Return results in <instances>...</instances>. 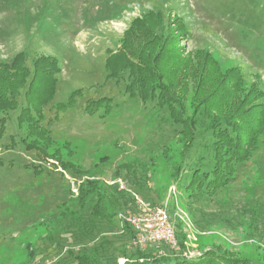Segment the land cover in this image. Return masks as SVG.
<instances>
[{
  "label": "rangeland",
  "instance_id": "374dc122",
  "mask_svg": "<svg viewBox=\"0 0 264 264\" xmlns=\"http://www.w3.org/2000/svg\"><path fill=\"white\" fill-rule=\"evenodd\" d=\"M156 7L187 25L185 37L176 35L181 53L206 50L222 68L238 67L247 87L258 84L264 91V0H0V61L23 50L57 60L55 93L37 115L38 125L55 144L70 145L72 162L85 175L39 163L17 142L16 118L26 107L22 91L0 141V264H77V257L92 250L96 264H125L139 248L135 236L122 231L123 222L128 225L125 218L139 213L141 203L166 208L176 233L185 237L181 251L170 249L179 256L201 255L210 246L256 259L264 252V137L237 166L233 181L212 195L189 196L172 177L183 143L168 112L130 98L106 79L107 51L120 48L132 21ZM76 90L81 95L68 105ZM100 99L105 105L88 108ZM37 107L33 100L30 108ZM10 136L17 144L5 150ZM210 141L198 128L180 163L183 173L190 160L194 166L198 155L207 154L201 145ZM31 165L43 173L25 168ZM86 178L115 195L111 225L90 219L88 210L71 202V185ZM179 216L188 223L184 233Z\"/></svg>",
  "mask_w": 264,
  "mask_h": 264
},
{
  "label": "trees",
  "instance_id": "16d2710c",
  "mask_svg": "<svg viewBox=\"0 0 264 264\" xmlns=\"http://www.w3.org/2000/svg\"><path fill=\"white\" fill-rule=\"evenodd\" d=\"M172 13L164 14L156 7L133 20L123 35L120 48L107 51L106 79L119 84L130 98L168 112L169 120L176 127V136L179 135L183 143L180 162L172 174L174 181L189 192V196L212 195L235 179L237 166L250 158L264 137V91L258 84L247 87L238 67L222 68L206 50L193 55L181 53L176 35L185 37L188 28L181 17ZM141 33L146 34V40H140ZM59 73L58 62L50 55L33 58L23 50L8 61H0V141L6 131V115L16 109L23 91L26 107L16 118V128L21 132L17 142L25 151L33 153L39 163L50 161L54 167L58 165L63 171L85 177L72 162L74 153L70 145L55 144L50 132L38 125L41 115H37L54 96ZM80 95V90L73 91L68 105ZM33 100L38 107L31 109ZM104 100L90 101L88 108L105 105ZM201 127L211 139L201 145L207 154L198 155L194 166L190 160L185 174L180 163L185 164ZM17 142L10 136L9 144L3 148L13 149ZM25 168L35 175L43 173L40 165ZM71 202L81 210H88L90 219L108 225L113 223L116 197L107 194L95 180H80L77 195ZM123 223L122 231L134 238L135 231ZM176 237L177 248L181 251L185 237L181 231ZM148 247L136 250L133 259L125 258V264H264V252L258 250L256 259L210 246L200 256L186 259L165 244ZM161 252L174 255H159ZM94 257H97L96 250L82 254L76 261L77 264H96Z\"/></svg>",
  "mask_w": 264,
  "mask_h": 264
},
{
  "label": "built area",
  "instance_id": "2783aa9c",
  "mask_svg": "<svg viewBox=\"0 0 264 264\" xmlns=\"http://www.w3.org/2000/svg\"><path fill=\"white\" fill-rule=\"evenodd\" d=\"M60 170H62L60 168ZM63 171V170H62ZM78 185V184H77ZM119 189H123V185H119ZM72 193L77 195V186L71 185ZM183 223V233L186 229V220L179 216ZM128 225L135 231L134 246L143 249L149 245L165 244L170 249H176L178 246L176 230L170 220V215L165 207L148 206L140 204V212L129 218H125ZM185 226V227H184ZM189 237V236H188ZM200 256H191L184 254V258L193 259Z\"/></svg>",
  "mask_w": 264,
  "mask_h": 264
}]
</instances>
